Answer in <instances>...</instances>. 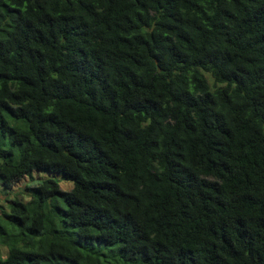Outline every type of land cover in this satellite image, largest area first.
<instances>
[{
    "label": "trees",
    "instance_id": "16d2710c",
    "mask_svg": "<svg viewBox=\"0 0 264 264\" xmlns=\"http://www.w3.org/2000/svg\"><path fill=\"white\" fill-rule=\"evenodd\" d=\"M209 77V81L207 77ZM0 264H264V0H0Z\"/></svg>",
    "mask_w": 264,
    "mask_h": 264
},
{
    "label": "rangeland",
    "instance_id": "374dc122",
    "mask_svg": "<svg viewBox=\"0 0 264 264\" xmlns=\"http://www.w3.org/2000/svg\"><path fill=\"white\" fill-rule=\"evenodd\" d=\"M208 81L210 80L206 76ZM50 177L53 178L62 191H66L71 187V181L64 178L60 173H51L46 170H32L29 175H24L20 180L16 181L11 187L4 188L0 185V210H7L10 199L14 197L28 198V190L25 187L35 185L39 180ZM5 248L0 246V256H3Z\"/></svg>",
    "mask_w": 264,
    "mask_h": 264
}]
</instances>
